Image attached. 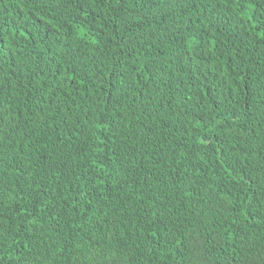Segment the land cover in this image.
Segmentation results:
<instances>
[{"label":"trees","instance_id":"1","mask_svg":"<svg viewBox=\"0 0 264 264\" xmlns=\"http://www.w3.org/2000/svg\"><path fill=\"white\" fill-rule=\"evenodd\" d=\"M0 264H264V0H0Z\"/></svg>","mask_w":264,"mask_h":264}]
</instances>
